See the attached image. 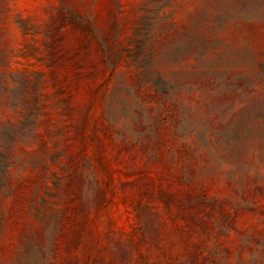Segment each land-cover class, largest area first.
Returning a JSON list of instances; mask_svg holds the SVG:
<instances>
[{
  "label": "rangeland",
  "instance_id": "obj_1",
  "mask_svg": "<svg viewBox=\"0 0 264 264\" xmlns=\"http://www.w3.org/2000/svg\"><path fill=\"white\" fill-rule=\"evenodd\" d=\"M0 264H264V0H0Z\"/></svg>",
  "mask_w": 264,
  "mask_h": 264
}]
</instances>
